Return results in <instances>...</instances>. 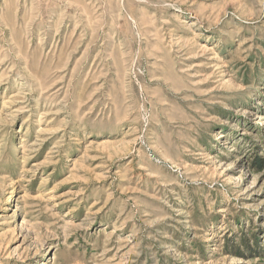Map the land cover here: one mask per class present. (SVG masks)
Listing matches in <instances>:
<instances>
[{"label":"rangeland","instance_id":"374dc122","mask_svg":"<svg viewBox=\"0 0 264 264\" xmlns=\"http://www.w3.org/2000/svg\"><path fill=\"white\" fill-rule=\"evenodd\" d=\"M0 264H264V0H0Z\"/></svg>","mask_w":264,"mask_h":264}]
</instances>
